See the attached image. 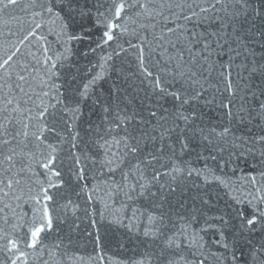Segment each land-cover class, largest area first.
<instances>
[{"label":"snow or ice","instance_id":"6c2138e0","mask_svg":"<svg viewBox=\"0 0 264 264\" xmlns=\"http://www.w3.org/2000/svg\"><path fill=\"white\" fill-rule=\"evenodd\" d=\"M19 3L20 0H0V12ZM25 7L31 9L32 17L26 34L0 54V168L7 164L9 167L3 168L7 174L20 165L6 183L0 179V185L12 190L27 177L35 188L30 197L34 209L30 218L17 217L11 225L7 217L3 218L0 254L4 260L0 264H29L37 251L42 264H48L43 259V239L53 229L49 202L54 201V196L50 190L65 183L57 167L63 164L60 155L65 137L57 129L62 125L67 128L71 149H79L83 142L74 132V124L61 117L79 118L83 103L105 78L108 61L119 55L113 48L101 58V71L82 85L73 87L75 75L67 87L52 83L53 78L60 79V69L72 55L67 46L72 42L89 45L84 55L113 45L120 52L134 50L139 70L151 88L146 93L150 101L147 118L140 112L122 114L118 108L113 112L111 105L102 107L105 118L94 131V138L87 142L97 151L80 149L70 156L77 181L88 180L89 164L99 165V171H93L97 183L90 189L85 184L81 191H105L102 185H106L108 191L123 192L131 199L130 193L139 189L162 209L164 204H170L168 198L177 191L179 178L187 170L189 176H203L206 184L222 186L227 197L221 209L213 203L210 193H198L193 200H199V207L194 214L177 213L175 231L167 230L171 235L166 233L162 211L159 216L149 214L144 236L161 239L162 246L158 254L147 253L133 264H151L153 255L158 264H209V258L216 264H264V0H28ZM135 9L139 11L132 16ZM46 18L59 27L56 50L41 31ZM141 19L148 22L137 24ZM129 20L133 25L130 34L137 37V43L126 41L125 49L118 41L129 34ZM157 27L160 31L155 34ZM149 28L153 30L154 46L147 35H139ZM30 41L40 44L37 47L32 43L22 51ZM61 47L63 51H59ZM237 61L240 71L234 77ZM66 71L71 74V67ZM53 90L55 105L46 103ZM93 103L99 105V97ZM214 106L224 113L227 126L210 127V121L205 123L204 109ZM33 120L42 122L38 132L30 131L35 127ZM253 122L260 130L245 131ZM49 136L58 138L59 143L51 142ZM197 138L216 169L229 165L238 168L242 162L248 165V159L257 167L237 181L215 175L216 169L207 165L202 169L187 168L179 153L188 151ZM101 151L103 158L97 159ZM161 168L167 171L162 173ZM116 171L121 173L119 182L108 179ZM165 175L175 186L165 182L153 192ZM240 181L242 187H237ZM8 194L4 192V196ZM220 199L218 195L217 201ZM214 208L215 213L208 216ZM201 218L218 232V251L210 250L201 242L202 237L197 239L198 233L189 234L191 222ZM121 222L122 218L111 220L113 224ZM91 226L97 227V222L91 221ZM184 240L189 249H194L189 251L192 260L173 251L181 249Z\"/></svg>","mask_w":264,"mask_h":264},{"label":"water","instance_id":"95a60500","mask_svg":"<svg viewBox=\"0 0 264 264\" xmlns=\"http://www.w3.org/2000/svg\"><path fill=\"white\" fill-rule=\"evenodd\" d=\"M28 0H20L18 6L9 8L0 12V54H3L12 45L16 44L18 39H21L26 34L27 29L31 24V9H27L25 5ZM94 3V0H93ZM89 6H92L90 4ZM139 9L133 10L132 16H135V12ZM146 19L137 21L139 23H147ZM129 24V34H126L121 38L118 43L125 49H128L126 41H131L133 44L137 43V37L131 35L132 21H127ZM42 34L48 36L51 47L56 50L57 35L59 27L53 23L52 19L46 18L45 27L41 30ZM160 27L155 29V34H158ZM14 34V35H13ZM153 30L149 28L147 31H140L139 35H147L148 40L152 41L154 46L155 41L152 40ZM32 43H35L38 47L40 42L30 41L26 42V45L22 48V51H27ZM72 49V55L69 61L64 64V67L60 69V79L53 78L52 83L63 84L67 87V83L75 75L76 82L73 85H82L84 81L90 80L92 76L100 72L101 69L98 64L102 62L101 58L112 52L113 48L119 55H114L110 61H108V67L105 73V78L98 83L95 88L94 94L82 105V114L78 119L71 118L69 116H62V120L67 123L74 124V132H78L82 141L79 144V149H71L70 145L71 135L68 133L65 126H61L57 129L61 136L65 137L62 144L63 151L60 155V160L63 164H57V167L63 174L64 184L59 188H53L50 190V194L54 196V201L49 202V207L53 216V229L46 233L43 239L44 255L43 259L48 261V264H133L134 261L139 260L147 253L158 254L162 246V241L159 238L145 237L144 231L146 227H149L147 217L149 214L159 216L161 211L165 214L166 233L171 235L168 229L173 228V223L177 221V213L180 215L194 214L195 209L199 207V200L194 202L193 198L197 197L198 193L204 192L210 193L211 200L216 207L223 208L227 197L224 196V189L222 186L212 183L206 184L203 176H197L193 173L188 175L187 170L179 178V187L177 191L169 196L170 204L166 203L161 209L158 207V202L153 198H150L147 194H140V190L131 192V199L122 192L115 193L108 191L106 185H102L105 191H96L95 193L88 191H81L84 185L90 189L97 183L93 178V171H99V165L89 164L88 180L77 181L75 175L72 173V161L70 159L73 151H79L83 149L87 151L89 148L92 152H96L97 149L92 147L87 142L89 138H94V131L101 124V121L105 118V113L102 111V107L111 105L112 111L115 112L117 108L128 114L133 112H140L147 118V112L150 110L148 105L150 101L146 98V93L151 92V88L147 84L141 74L137 57L134 50L129 49L125 52H120V49L113 45L108 49H97L95 52H88L87 55L83 53L89 46L86 42H72L67 45ZM94 46V45H93ZM34 50V49H33ZM63 51V47L59 49ZM147 55V52L145 53ZM153 61L156 57L154 56ZM240 61H237V67L233 69V76L236 72L240 71L238 67ZM71 67V74L67 73V69ZM64 87L60 90L64 91ZM117 89L119 91L117 92ZM55 91L53 90L50 98L46 100V103L55 105ZM99 97L100 104L93 103ZM39 103V101H37ZM165 107H171L170 104H165ZM51 112L52 110L49 109ZM204 111L207 115L204 117L205 123L212 125L227 126V118L224 113L218 110L217 107L211 109L205 108ZM59 115V112L57 113ZM35 115V112H33ZM108 118L111 119V114H108ZM139 119V117H137ZM35 125L30 131L38 132L41 121L33 120ZM253 125L249 126V129L253 132H258L260 129ZM108 127L107 123H104V128ZM92 129L93 131H88ZM219 130V129H218ZM103 134V133H102ZM240 133H237L239 135ZM53 143H59L58 138L49 136L48 138ZM180 161H183L187 165V168L202 169L206 165L216 169V165L211 159L209 152L205 151L203 145L197 138L192 142L190 149L184 153H179ZM204 157H208L205 159ZM103 158V152H100L97 159ZM180 161H177L179 163ZM7 164L0 168V179H3L5 183L12 172H16L20 165L17 164L16 168L12 169V172L5 174L3 168H8ZM257 165L253 163L251 159H248V165L243 162L238 168L234 165H229L228 168H218L215 170V175L221 176L225 179L237 181L238 178L246 175L252 168H256ZM39 171V169H36ZM235 174L233 175V171ZM160 171L166 172L167 169L161 168ZM21 179V177H16ZM43 179V177H39ZM121 173L116 171L108 179L120 181ZM55 182V181H54ZM165 182L173 183L171 177L163 176L156 187L152 188L155 192L159 187V184ZM243 182L240 181L236 186L242 187ZM3 188V185H0ZM31 189V191H30ZM35 188L28 183L27 177L22 179V183L9 190L3 188L0 191V209H4L0 212V226H3V218L9 219V224L17 222V217L28 219L33 215L34 203L31 201V194L34 193ZM128 190L125 189V192ZM4 192H8V196H4ZM221 199L217 201V196ZM91 196L92 199H88ZM177 201L182 202L178 204ZM70 202V203H69ZM7 205V208H5ZM67 205V207H65ZM103 213L104 218H101ZM215 213V208L210 210L207 215L212 216ZM114 218H122L120 224H113L111 220ZM97 222V227L91 226V221ZM176 228H179V223H176ZM203 230V231H202ZM189 234L198 233L199 237H202V243L209 246L212 251H218L215 246V241L218 239V232L210 228L205 223L203 218L194 220L191 222L188 228ZM179 237L177 242H181ZM188 241H183V247L181 249H174L173 251L179 252V254L187 257L188 260H192L193 257L189 255ZM49 253H53L49 255ZM40 251L33 253L30 257L29 264H42L39 259ZM4 260L3 254H0V261ZM5 264L7 262L5 261ZM151 264H158L155 255L152 256ZM209 264H216V261L209 258Z\"/></svg>","mask_w":264,"mask_h":264}]
</instances>
